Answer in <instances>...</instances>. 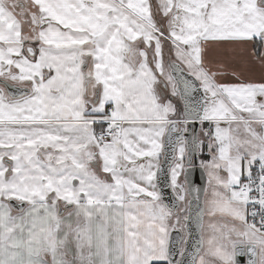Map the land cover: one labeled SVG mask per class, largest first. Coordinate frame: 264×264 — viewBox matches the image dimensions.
<instances>
[{
	"label": "snow or ice",
	"instance_id": "6c2138e0",
	"mask_svg": "<svg viewBox=\"0 0 264 264\" xmlns=\"http://www.w3.org/2000/svg\"><path fill=\"white\" fill-rule=\"evenodd\" d=\"M243 256L264 264V0H0V264Z\"/></svg>",
	"mask_w": 264,
	"mask_h": 264
},
{
	"label": "water",
	"instance_id": "95a60500",
	"mask_svg": "<svg viewBox=\"0 0 264 264\" xmlns=\"http://www.w3.org/2000/svg\"><path fill=\"white\" fill-rule=\"evenodd\" d=\"M164 156L160 163V171L157 172V187L159 192H161L162 198L165 204L176 203L175 193L172 191L170 186V170L173 166L176 151L173 152V148L167 144V133L164 139ZM178 145L176 146V148ZM189 153H186V167L184 169V179L188 177V186L193 187L195 189H205L206 188V174L199 166V155L191 156V165L189 164ZM193 195H199L200 201L199 203L203 204V194L201 193H193L189 195V201H192ZM195 203V202H194ZM195 231V230H194ZM182 232L180 230H173L170 236V247L173 246L175 241L179 238H182ZM196 235H193L192 242L193 248L195 247ZM176 260H180L179 256L175 257ZM240 264H247V256L238 257Z\"/></svg>",
	"mask_w": 264,
	"mask_h": 264
},
{
	"label": "crops",
	"instance_id": "0c3cea01",
	"mask_svg": "<svg viewBox=\"0 0 264 264\" xmlns=\"http://www.w3.org/2000/svg\"><path fill=\"white\" fill-rule=\"evenodd\" d=\"M256 75H257V77L259 76V69L257 68L256 69ZM166 135V134H165ZM163 139H165V137L163 138ZM163 150H164V148H163ZM162 150V152H161V154H160V157H159V165H160V163H161V161H162V158H163V156H164V151ZM178 155H179V153H178ZM205 158V156L204 155H201L200 154V160L201 159H204ZM185 166V165H184ZM173 167H175V164H174V166ZM172 167V168H173ZM171 168V169H172ZM206 174V173H205ZM170 178H171V171H170ZM181 179H183L184 181H185V179H184V169H183V171L181 172V174H180V177H179V181L181 182ZM155 184H156V186H157V182L155 181ZM207 188H209V185H208V183H207V175H206V188L205 189H207ZM156 190L157 191H159L158 190V187H156ZM207 190H209V192H210V188L209 189H207ZM188 198V200H189V196L187 197ZM203 202H204V197H203Z\"/></svg>",
	"mask_w": 264,
	"mask_h": 264
},
{
	"label": "rangeland",
	"instance_id": "374dc122",
	"mask_svg": "<svg viewBox=\"0 0 264 264\" xmlns=\"http://www.w3.org/2000/svg\"><path fill=\"white\" fill-rule=\"evenodd\" d=\"M181 182H184V180L181 179ZM207 189H209V188H207ZM187 199H188V198H187ZM205 220H207V217H205ZM176 229H177V230H180V231L182 232V235H183L182 237H183V238H186V237H185V230H184V229H181V228H179V227H177Z\"/></svg>",
	"mask_w": 264,
	"mask_h": 264
}]
</instances>
